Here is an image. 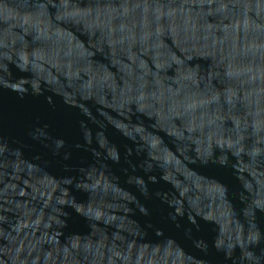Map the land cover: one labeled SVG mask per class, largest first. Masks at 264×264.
<instances>
[{
    "label": "water",
    "instance_id": "1",
    "mask_svg": "<svg viewBox=\"0 0 264 264\" xmlns=\"http://www.w3.org/2000/svg\"><path fill=\"white\" fill-rule=\"evenodd\" d=\"M0 264H264V0H0Z\"/></svg>",
    "mask_w": 264,
    "mask_h": 264
}]
</instances>
